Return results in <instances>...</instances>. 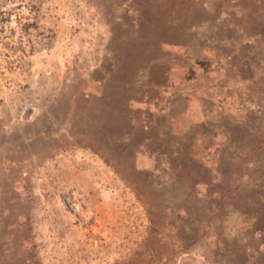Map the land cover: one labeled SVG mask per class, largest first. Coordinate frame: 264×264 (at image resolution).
Wrapping results in <instances>:
<instances>
[{"label":"rangeland","instance_id":"374dc122","mask_svg":"<svg viewBox=\"0 0 264 264\" xmlns=\"http://www.w3.org/2000/svg\"><path fill=\"white\" fill-rule=\"evenodd\" d=\"M251 1L202 0L196 12L177 13L174 0H0V260L264 264V148L241 158L262 137L264 46H249L251 65H245L236 52L239 33L221 21L225 15L243 26L239 8ZM159 2L173 10L158 11ZM149 16L172 22L158 40L187 47L154 48L144 58H161L151 72L155 80L167 70L160 99L168 109L159 119L207 154L210 175L220 169L239 185L209 234L180 251L167 232L148 235L144 206L98 155L54 135L67 99L102 77L93 68L139 62L127 55L137 48L138 24ZM231 50L232 59L222 58ZM135 162L154 169L152 186L162 201L185 195L147 155ZM161 255L168 261L158 260Z\"/></svg>","mask_w":264,"mask_h":264},{"label":"trees","instance_id":"16d2710c","mask_svg":"<svg viewBox=\"0 0 264 264\" xmlns=\"http://www.w3.org/2000/svg\"><path fill=\"white\" fill-rule=\"evenodd\" d=\"M200 1L202 0H174L171 6L177 13H186L188 10L196 12V4H203ZM169 6L167 2H159L157 10H171ZM239 9V22L243 26L231 22L225 15L221 21L225 19L227 28L239 33L236 52L246 62L245 65L250 66L252 52L248 47L256 43L264 46L261 43L264 36V0L251 1L250 6L241 5ZM234 14L235 11L231 16ZM173 21L178 26V19ZM138 27L142 31L137 32L135 38L137 48L128 51L127 59L133 56L139 62L126 60L120 67L111 65L105 70L101 67L93 68L91 73L101 72L102 77L89 79L76 95L67 99L60 125L54 135L59 133L62 141L87 148L98 155L132 189L144 206L149 221L148 235L161 237L162 232H167V237L176 242L175 251H180L209 234L208 231L215 224L223 206L228 204L239 185L230 183V175L224 174L220 169L210 175L213 167L207 154L199 152L189 142L186 143L183 134L172 133L169 128L171 121L167 119L163 122L159 119H166L168 109L167 104L160 99V95L163 97L162 94L167 90V70L164 68L160 73V80H155L151 72L154 65L161 64L162 60L157 56L152 57L151 53L146 61L144 58L154 48L161 50L164 46L184 45L166 39L158 40L160 30L170 32L172 22L168 18L162 19L160 23L159 17L149 16L140 21ZM217 34L218 32H214V35ZM211 35L208 37L214 40ZM241 49H246V53L242 54ZM259 51H264V48ZM233 54L235 53L231 50L221 56L230 60L234 57ZM252 62L253 65L259 64V61ZM115 75L120 78L113 79ZM259 106L261 118L257 123L264 125V104L260 103ZM160 124L166 125L156 131ZM258 128L259 125L253 127L255 133ZM262 129L260 140L257 139L252 148H247L244 155H241L243 160L246 159L245 155L255 154L264 148V126ZM140 154L147 155L154 165L168 171L185 195L167 202L162 201L152 186L156 176L154 169L136 167V156ZM140 183H146V191L141 189ZM167 258L161 255L158 260L168 261ZM27 263L29 262L26 260L12 258L0 260V264Z\"/></svg>","mask_w":264,"mask_h":264}]
</instances>
